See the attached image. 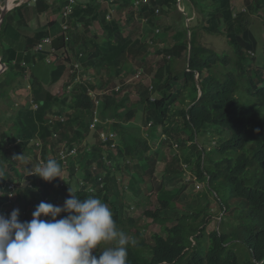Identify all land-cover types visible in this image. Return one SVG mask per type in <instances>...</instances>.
<instances>
[{
  "label": "trees",
  "instance_id": "16d2710c",
  "mask_svg": "<svg viewBox=\"0 0 264 264\" xmlns=\"http://www.w3.org/2000/svg\"><path fill=\"white\" fill-rule=\"evenodd\" d=\"M3 1L0 0V16ZM138 1L141 4L136 6ZM210 1L202 6L198 0H181V5L193 6L198 12L187 24L186 19L191 17H183V28L174 30L173 43L157 51L164 59L153 79L154 85H150L154 93L141 91L145 77H139L136 72L140 68L146 71L151 48L158 44L155 31L152 28L147 40L134 39L126 35L125 27L137 21L142 27L149 25L158 29L161 17L173 11L181 15L187 12L179 10V0H112L118 6L112 19L108 16L115 13L114 8L110 11L103 7L99 12L92 5L77 4V0H31L8 13L0 32V55L8 67L0 76V104L8 103L15 117L12 131L1 134L0 139V191L3 192L0 195H4L0 197V215L6 209L5 217H10V205L5 208V204L11 202L14 207L21 205L18 219L29 221L26 212L34 211L42 201L49 203L55 189L63 195L51 204L62 206L70 198L71 188L80 199L96 196L111 206L118 229L129 237L127 264H255L264 258V43L249 21L252 16L264 15V0L248 1L247 9L239 14L235 12L233 0ZM32 3L37 19L32 27L40 25L38 21L42 19V28L30 29L28 14L22 15L26 10L31 11ZM68 10H71L72 24L85 23L88 34L75 33L68 38L58 34L52 38V45L46 44L43 51L25 59L37 44L51 35L48 29L56 25V18ZM45 18L54 20L43 26ZM16 20L20 21L14 24ZM98 24L104 32L102 46L90 31ZM168 30L173 28L166 27L165 32ZM200 31L210 36H226L234 57L202 45ZM27 32L32 33L24 36ZM20 39H25L29 52ZM261 44L263 57L256 62L258 58L254 55ZM53 48L57 53L53 54ZM49 59L53 69L44 65L43 61ZM71 61L79 63L71 64ZM182 61L185 67L177 73V65ZM39 66L41 70L33 73ZM73 68L82 75H70L69 70ZM124 73L133 74L140 84L137 102L132 100V91L120 97L122 83L114 86L115 80ZM62 80H65L63 86L57 91ZM24 85H29L30 95L27 104L16 109L13 95L26 89ZM98 85H101L100 91ZM96 91L105 94L103 99L98 98V113L92 96ZM140 113L143 120L138 126L136 120ZM97 117L101 123L95 131L91 125ZM144 131L153 134L152 137L146 138ZM103 132L108 133L109 139L114 133L120 136L116 147L112 146L117 138L104 143ZM163 135L177 143L182 152L174 154L172 163L165 169L163 182L156 190L157 208L145 213L148 219L162 225L166 234H154V244L148 245L137 220L126 212L125 191L132 195L131 200L152 194L160 162L159 148L168 141L162 143ZM211 135L218 137L215 142L210 141ZM89 137L96 138L90 151L88 146L83 149ZM156 139L158 146L154 149L150 140ZM63 148H68L66 154ZM75 148L83 151L78 158L81 160L75 162L76 157L72 156L68 162L64 161ZM19 156L30 162L39 158L36 165L54 159L61 166L62 174L69 169L73 173L71 177L81 178L82 187L77 190L71 182L63 183L59 177L46 182L37 176L29 177L31 187L22 186L25 173L15 161ZM183 163L196 172L200 181L208 180L213 194L219 196L217 190L221 188L225 193L227 201L220 202L226 215L221 228L211 234H207L205 225H196L202 213L171 216L184 189L177 186L168 189V185L182 180L187 172ZM119 172L123 174L121 180L116 175ZM124 176H129L130 187L137 196L125 190V183L120 184L126 180ZM13 184L19 189L14 193L9 190ZM237 213L241 217L237 218ZM65 215L61 213L58 218ZM231 216L235 218L230 224L232 230L228 231L227 219ZM190 219L193 223L187 226ZM169 223L173 226L167 227ZM241 245L249 249L245 260L237 254Z\"/></svg>",
  "mask_w": 264,
  "mask_h": 264
},
{
  "label": "rangeland",
  "instance_id": "374dc122",
  "mask_svg": "<svg viewBox=\"0 0 264 264\" xmlns=\"http://www.w3.org/2000/svg\"><path fill=\"white\" fill-rule=\"evenodd\" d=\"M110 1H112V0H77V4L92 5L94 7H97L99 9V12L102 11L103 7L108 8V9H110V11H112ZM248 1L250 3H253L255 0H233V6L236 9V11H235L236 14H239L243 10L247 9V2ZM26 2H29V0H26ZM8 3H9V1H7L5 5H7ZM198 3L202 6H205V5L210 4L211 1L210 0H198ZM98 4H100L101 7ZM189 4H190V2H189ZM12 5H13L12 8L22 6V5L17 4L14 0H12ZM34 5H35L34 3H32L30 5V9H31L30 12H29V10H27L28 16H29L28 19L33 20L34 22H37V19L35 17V12L33 9ZM185 9L187 12L182 14V15L179 14V12L176 13V11H173V12H170L169 15H165V16L161 17L160 18V25H159L158 29L151 27L149 25L148 26L143 25L144 27H142L139 25V23L137 21H135L133 23H128V25L125 27L126 35H130L134 39H138L141 37L146 39L149 35L148 33H150L152 31V28H153L155 31V38L158 41L157 46H153L151 48V56L149 57V62L147 63L146 68H145L146 71L143 75L145 77V79H144V82L141 83V84H143L141 91L150 90L152 93H154V91L151 90L150 85H151V83L153 84V79H154L155 75L157 74V72L159 71V69L161 68V66L163 64V59H164V56L159 55L157 53V51L162 50L163 48L166 47V45H171L173 43L172 40H173L174 30L183 28V17L186 16V18H187V15L189 17H191V20L186 19V24H187L193 20V18L195 17V13L198 12L197 8H195L193 6H189L188 4L184 3V5L183 4L181 5V8H179V10L183 13V12H185ZM26 13L27 12L24 11L22 13V15H25ZM111 15H116V13H113ZM45 17H47V16H45ZM111 17H113V16H108V19H110ZM41 20L42 19H40L38 21V24H40V25L36 24L32 28L35 29L36 26H38L39 28L42 27V25H41L42 23H40ZM43 20H44V22H43V26H44V23H47V19L45 18ZM51 20H54V19H49L48 22H50ZM56 20H57L56 25L53 24L52 26H49L50 29H48V31L51 30V35L48 38L43 39L42 42H40L39 44H37L34 47V49L31 50V52L28 53L26 56L24 55L25 59L27 56H29V58H31V56L35 55L33 53H39L40 51H42L44 46L46 44H48V43H45V41L46 40L51 41L53 37H55V38L58 37V34H61L64 31L63 28L67 27L68 28L67 33H70V34H75V33H77L79 35H87L88 34V32H86L87 28L85 26V23L78 22L77 25H75V22H74L72 24V21H73L72 15L70 14L69 10L66 13H64L62 16L56 18ZM17 21L18 20L14 21V24ZM249 21L251 22V25H252L253 29L255 30L257 36L259 37V39L262 41V43H264V15L259 14L257 16H252V17H250ZM28 22H30V21H28ZM166 27H171V28H173V30H171V31L168 30V32H165ZM77 28H79V31ZM101 29L102 28H101L100 24L94 26L93 28H90V31L95 33L96 38L99 39L98 44L100 46L105 44V40L102 39L104 37V32ZM19 32H20L19 30L16 31V33H19ZM31 33L32 32H30V33L27 32L26 34L28 35ZM90 34H92V33H90ZM24 36H26L25 33H24ZM199 37H200L201 44L204 45L205 47H208L209 49H212V50H214L218 53H221V54L228 53L231 57H234L232 48L230 47V45L228 43V39L226 38V36H224V35L210 36V35L200 31ZM149 38H153V35H150ZM20 40H24V41H22L24 44V49L25 50L28 49V52H29V47H27L25 39H20ZM18 45H19V43H18ZM15 47H18V46L16 45ZM19 48H15V49L20 50ZM262 48H263V44H261L256 55H254V56H256V58H258V59H256V62L260 60V57L261 58L263 57ZM76 51H78V50L76 49ZM62 52H64V51H62ZM81 52H78V54H81ZM55 53H57V52L55 51L53 54H55ZM23 59L20 60L19 62H22ZM249 60H251V59L249 58ZM263 60H264V57H263ZM43 62H44L45 67L49 66L50 68L53 69V67L51 66L52 65L51 62H48V60L43 61ZM24 63H25V60H24ZM131 63L134 64V60L133 61L131 60ZM134 67L136 69L140 68L139 66H134ZM184 67H185V61H182L179 65H177V68H176L177 73L178 72L181 73L183 71ZM140 69H142V68H140ZM40 70H41V67L39 66L34 70L33 73L39 72ZM79 72H80V70H79ZM141 72L142 71H140L139 77H143V76H141ZM30 75H32V73H30ZM123 76H125V77H123L121 79H117L114 82L115 87L117 85H121V83L123 84V90L119 94L120 97L122 98V96H124L126 93H129L130 91H132L133 92V95H131L132 100H134V102L139 101L140 100V94L138 93L139 92L138 88H139L140 84H138V80L136 79L133 81V74L124 73ZM67 79L72 80L69 77ZM146 84H149V88ZM28 86L29 85H27V87H26V85L22 86V87H26V89H24V90L20 91L19 93H16L13 95V98H14L13 100L15 102V105H16L15 108L16 109L18 108L17 104H25L26 103L27 97L30 95V91H31L30 88H28ZM57 86H58L57 91H59V89H61V87L63 86V81H61ZM98 87H99V91H100L102 89L101 85H98ZM57 91H55V93H57ZM22 93H24V94H22ZM189 93H192V90H189ZM61 94H63V91L61 92ZM92 96H94L93 98H94L95 102L98 104L99 103L98 101L101 98L103 99L105 94L101 95V94H98L96 91V94H92ZM155 97L157 98V96H155ZM98 98H100V99H98ZM97 107H98V109H97V113H98V111H100V104L97 105ZM0 108H1V111H0V139H1V134L3 135L5 133H9L12 131V130H10V127L14 124L15 115H14V113H10L9 105L5 101L0 104ZM181 108H184V107H181ZM99 120H101V119H99ZM142 120H143V116H142V113H140L137 117V120H136V123L138 124V126L142 125ZM104 126L108 127L107 125H104ZM93 130L97 131V128H95ZM152 135L153 134H151V133L149 134V133L144 131V136L146 138L149 139L152 137ZM117 137L120 138V136L118 134H117ZM117 137L111 136L110 137L111 140L110 139L109 140L110 141L115 140ZM217 138L218 137L216 135H211L209 139L211 142H215ZM168 139H169L168 136L163 135L161 141L163 143V142L167 141ZM36 140H38V139L36 138ZM18 141H20V140H18ZM115 143H117V144L119 143L118 138L115 140ZM150 143H151L152 147H154V149L157 148V146H158L157 139L156 140H150ZM95 144H96V138L95 137H89L86 140V142L84 143L83 149L88 146V149L90 151L91 147L94 146ZM212 145L213 144H210V147H212ZM63 149L65 150V154H66V151H68V148H63ZM159 151H160V156H159L160 162L157 165V170H156V174L154 177L155 188H154V191L152 192V194H150V193L142 194L141 196H138V198H136V200H131L132 195L129 196L127 194V192L125 191L126 197L128 196L127 200L124 201V203L126 205V212H127V214H131L137 220L138 225L142 229L144 237H145L148 245L154 244L153 240H152V237L154 234H156V233H161L164 235H166V234L163 231L162 225L156 224L153 222V220L148 219V217L145 215V213H146V211L155 210L157 208L158 199L156 196V190H157V187L163 182L165 169L169 164L172 163L174 154H176V155L180 154L181 155V152H182L179 145L172 140H168L167 144H163V146H160ZM29 153L31 154L32 152H29ZM77 153H78V156L74 159V160H76L75 162H77V161L79 162V160H81L78 158L81 156V154H83V151L78 150ZM73 155H75V154H73ZM59 158L61 159L60 154H59ZM66 158H67V156H66ZM38 160L40 161V159L38 158V159H34L32 162H30L29 160L15 159L16 163H19L22 165V168H23L24 173H25V178L23 180L22 186H25V185L29 186L30 185L29 177H32L35 175H29L28 172L31 171V167H34L36 165L35 162H38ZM107 164L110 165V163H107ZM77 165H80V163ZM183 165H184V168L186 169L187 172L183 175L182 180L180 182L171 183V186H170V184L168 185V189H170L172 187H176V186L179 187L180 189H184L183 194L181 195L180 200L178 201V205H177L178 207H177L176 211L172 213L171 216L175 217V218L177 216L179 217V216H183V215L185 217H188L189 215L195 216L197 214L202 213V214H200L199 219L196 221V225H198V226L205 225L204 228H206L207 234H211L212 231L219 230L221 228V226H222L221 221H222L223 217L226 215V213L223 212V209L221 207L222 205L220 202L221 200L224 202L227 201V199L224 197L225 193L221 188V189L217 190V193L219 196H217L216 194H213L210 190L209 185H208L209 184L208 180L200 181L197 177L196 172L190 170V167H188V165L186 163H183ZM96 167L97 166L95 165L94 169H96ZM71 174L73 175L72 170L66 169L61 176L62 182L63 183L71 182L72 187L79 190L82 187V184H81L82 180H80L81 178L78 180L76 176L71 177ZM116 175L118 176V178L120 180L123 177V174L121 172L116 173ZM124 177L126 178V180L121 181L120 184L125 183V186H126L125 190H127V191L129 190L133 195L137 196V194L135 193L136 191L132 190V188L130 187V185H132V181H129V179H128L129 176H124ZM147 180L150 181V178L147 177ZM30 187H31V185H30ZM122 189H123V186H122ZM18 190H19L18 187H16L15 192H17ZM22 190H24V189H22ZM122 192L123 191H120L119 194L120 193L122 194ZM59 195L60 196L63 195L62 191L59 189H55L53 191L52 197L48 200V202L52 203V202L56 201V199L58 198ZM9 197H11L10 194H9ZM16 204L19 205V202H17ZM208 205H209V208H208ZM109 207H111V206H109ZM14 209L20 210L19 211V213H20L21 212V205L14 207V205L11 204V202H10L9 210L12 211ZM5 212H6V209H4V211H3L4 215H5ZM32 213H33L32 210H30L29 213L26 212V216L29 217V221L32 219ZM236 217L239 218L241 216L239 215V213H237ZM234 218H235V216H231V217H228V219H227V224H228L227 230L228 231L232 230L230 224L232 222H234ZM57 219H59V218L57 217ZM192 223H193V220L190 219L187 222V226H191ZM236 223L237 224L239 223V219H236ZM172 226H173L172 223H169L167 225V227H172ZM107 246H108V244L101 245L100 248L97 250V252L99 253V251H102ZM94 254H96V253H94ZM237 254L239 257H241V258H243V260H245L247 258V255L249 254V249L246 246L241 245L239 247V250L237 251Z\"/></svg>",
  "mask_w": 264,
  "mask_h": 264
},
{
  "label": "clouds",
  "instance_id": "9594fccd",
  "mask_svg": "<svg viewBox=\"0 0 264 264\" xmlns=\"http://www.w3.org/2000/svg\"><path fill=\"white\" fill-rule=\"evenodd\" d=\"M7 1L12 0H4L1 3L2 11L7 8L10 12L17 8L7 7L5 5ZM14 1L19 5L27 3L26 0ZM59 35L62 36L64 33ZM77 62L79 63V61L70 63ZM0 67L3 71L2 76L8 67L2 63L1 55ZM81 70H84L82 64ZM69 71L70 75L73 73H76L77 77L82 75L81 71L76 72L75 68ZM140 71L143 76L145 72L141 69L136 74L138 75ZM67 92L71 91L67 89ZM26 104L17 106L20 108ZM75 150L76 154L73 157L78 155L76 148ZM20 158L22 156L15 159ZM28 173L51 182L58 177L61 178L62 168L56 160L48 159L31 167ZM69 193L70 198L65 200L63 206L40 202L33 211L30 221H20L18 209L12 210L10 217L0 215V264H127L129 237L118 229L109 205L96 196L80 199L71 188ZM8 205L10 202H6L5 208ZM61 213L67 215L57 219ZM105 244L112 246H107L98 253L100 246ZM255 264H264V258Z\"/></svg>",
  "mask_w": 264,
  "mask_h": 264
},
{
  "label": "bare ground",
  "instance_id": "6f19581e",
  "mask_svg": "<svg viewBox=\"0 0 264 264\" xmlns=\"http://www.w3.org/2000/svg\"><path fill=\"white\" fill-rule=\"evenodd\" d=\"M7 7H11L12 8V1H9V3L6 5ZM69 12H71V10H69ZM2 16V15H1ZM0 16V17H1ZM109 16H112L111 15V13H110V15ZM7 17V16H6ZM112 18V17H111ZM6 19V18H5ZM5 21V20H4ZM4 21H3V24H4ZM3 26V25H2ZM66 29V28H65ZM45 43H48V44H51L52 45V40L51 41H48V40H46L45 41ZM41 47V46H40ZM43 47V46H42ZM43 50H44V48H43ZM42 50V51H43ZM55 51V49L53 48V52ZM48 61H51V59H49ZM2 67H0V69H1ZM1 76V75H0ZM153 86V85H152ZM200 96H201V94H200ZM98 101V100H97ZM99 102V101H98ZM100 104V103H99ZM96 105H97V103H96ZM98 108V107H97ZM101 123V120H99L97 123H95V121H94V123L91 125V129H92V126L93 125H96V128H97V126H98V124H100ZM103 135H108V133H106V132H103V133H101V137L103 136ZM114 135H115V137H117V134L116 133H114ZM111 137V136H110ZM118 138V137H117ZM103 140V142L104 143H109V142H111L110 140H104V139H102ZM117 146V143H115V141H113V146L112 147H116ZM73 151H75V149H73ZM72 156H71V152H68V154H67V158L64 160V161H66L67 162V160L68 159H70ZM16 184H13V185H10V187H9V190L10 191H13V193L16 191V186H15ZM4 215V214H3ZM5 216V215H4Z\"/></svg>",
  "mask_w": 264,
  "mask_h": 264
},
{
  "label": "built area",
  "instance_id": "2783aa9c",
  "mask_svg": "<svg viewBox=\"0 0 264 264\" xmlns=\"http://www.w3.org/2000/svg\"><path fill=\"white\" fill-rule=\"evenodd\" d=\"M180 1V4H179V7L181 8V0H179ZM146 2V1H145ZM141 4V1H138L137 3H136V6H139ZM157 14L159 15V11H157ZM68 28L66 27V29H64L63 28V30L64 31H68L67 30ZM70 33H64V35H66L67 36V38H68V35H69ZM41 50V49H40ZM140 75V73L138 74V76ZM97 105H99V103L97 104ZM99 121V118L97 117L96 119H95V123H97ZM96 128V125H93L92 126V129H95ZM102 139H104V140H108L109 138H108V136L107 135H103L102 136ZM73 154H76V150L75 151H73V152H71V156H73ZM11 197H12V195H11Z\"/></svg>",
  "mask_w": 264,
  "mask_h": 264
},
{
  "label": "crops",
  "instance_id": "0c3cea01",
  "mask_svg": "<svg viewBox=\"0 0 264 264\" xmlns=\"http://www.w3.org/2000/svg\"><path fill=\"white\" fill-rule=\"evenodd\" d=\"M51 1H55V0H51ZM110 4H111V7L114 8L115 13H117L118 6H117V5H113L111 2H110ZM26 12H27L26 14H28V11H27V10H26ZM112 16H113V15H112ZM116 18H118V16H117ZM118 19H119V18H118ZM18 21H20V20H18ZM18 21H17V22H18ZM28 21H30V22H28ZM27 22L29 23V25H30V29H31V27H32L34 21H33V20H29V19H27ZM47 23H49L48 20H47ZM47 23H46V24H47ZM95 26H96V25H95ZM40 28H42V27H40ZM25 35L28 36L27 34H25ZM53 38H55V37H53ZM12 40H14V39H12ZM5 43H6V41H5ZM148 62H149V59H148Z\"/></svg>",
  "mask_w": 264,
  "mask_h": 264
},
{
  "label": "water",
  "instance_id": "95a60500",
  "mask_svg": "<svg viewBox=\"0 0 264 264\" xmlns=\"http://www.w3.org/2000/svg\"><path fill=\"white\" fill-rule=\"evenodd\" d=\"M9 13V10L7 8H5L2 12V16L0 17V32H1V28L3 25V21L5 20L7 14ZM3 69H5V66L3 65ZM3 73L2 70H0V75ZM202 94V93H201Z\"/></svg>",
  "mask_w": 264,
  "mask_h": 264
}]
</instances>
